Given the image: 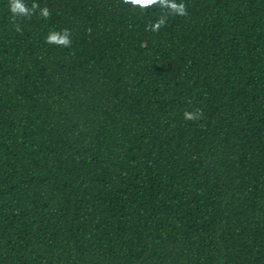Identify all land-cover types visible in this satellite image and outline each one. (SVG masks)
I'll list each match as a JSON object with an SVG mask.
<instances>
[{
	"label": "trees",
	"instance_id": "obj_1",
	"mask_svg": "<svg viewBox=\"0 0 264 264\" xmlns=\"http://www.w3.org/2000/svg\"><path fill=\"white\" fill-rule=\"evenodd\" d=\"M22 2L0 0V264H264V0Z\"/></svg>",
	"mask_w": 264,
	"mask_h": 264
},
{
	"label": "clouds",
	"instance_id": "obj_2",
	"mask_svg": "<svg viewBox=\"0 0 264 264\" xmlns=\"http://www.w3.org/2000/svg\"><path fill=\"white\" fill-rule=\"evenodd\" d=\"M125 3L130 4L131 6H139L141 8H148L154 4L159 3L160 6L165 7L169 9L170 14L174 15H180L184 16L187 15L185 5L183 2H177V0H125ZM38 7L37 4H33L32 8H28L22 0H10V12L15 16V15H28L29 13L33 12L36 8ZM40 14L43 15L44 17L49 16V11L47 8L42 9L40 11ZM166 23V18H161L157 23H155L152 26V30L156 31L158 30L161 25H164ZM49 42H56L58 44H61L65 47L70 46L71 41L69 38V34L67 30L62 35H57V34H50L48 37ZM185 117L187 119H196L198 118V114H193V113H185Z\"/></svg>",
	"mask_w": 264,
	"mask_h": 264
}]
</instances>
